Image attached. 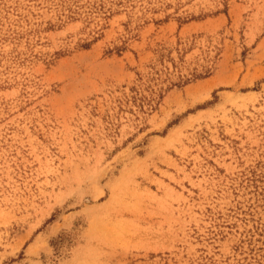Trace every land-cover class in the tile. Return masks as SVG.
<instances>
[{"label": "rangeland", "instance_id": "obj_1", "mask_svg": "<svg viewBox=\"0 0 264 264\" xmlns=\"http://www.w3.org/2000/svg\"><path fill=\"white\" fill-rule=\"evenodd\" d=\"M0 264H264V0H0Z\"/></svg>", "mask_w": 264, "mask_h": 264}]
</instances>
